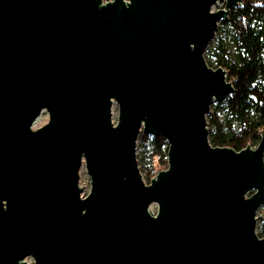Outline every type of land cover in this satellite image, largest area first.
Instances as JSON below:
<instances>
[{
    "label": "water",
    "instance_id": "95a60500",
    "mask_svg": "<svg viewBox=\"0 0 264 264\" xmlns=\"http://www.w3.org/2000/svg\"><path fill=\"white\" fill-rule=\"evenodd\" d=\"M241 1L0 0V264H264V125L236 150L207 122L235 88L204 53ZM142 132L168 143L149 183Z\"/></svg>",
    "mask_w": 264,
    "mask_h": 264
},
{
    "label": "trees",
    "instance_id": "16d2710c",
    "mask_svg": "<svg viewBox=\"0 0 264 264\" xmlns=\"http://www.w3.org/2000/svg\"><path fill=\"white\" fill-rule=\"evenodd\" d=\"M222 22L231 25L230 42L235 45L236 52L219 41L215 66L206 61L212 67H223L227 71V79L235 88L226 99L227 108L239 125L230 123L225 127L218 115L212 113L209 125L213 130L209 131V140L213 146L241 150L248 144L256 146L259 143L264 125V0H242ZM138 140L140 169L151 171L154 159L163 160L167 155L168 143L162 136L144 132ZM262 223L260 236H264V219Z\"/></svg>",
    "mask_w": 264,
    "mask_h": 264
},
{
    "label": "rangeland",
    "instance_id": "374dc122",
    "mask_svg": "<svg viewBox=\"0 0 264 264\" xmlns=\"http://www.w3.org/2000/svg\"><path fill=\"white\" fill-rule=\"evenodd\" d=\"M104 1H109V0H104ZM223 7H224V4L219 3V4H216L213 7V9L217 10V9H220ZM230 29H231L230 23H223L222 20L219 21L218 28L215 32V35H214L212 41L210 42V44L208 45V47L204 53L205 59L214 66H215V61H216L215 52L217 51L216 47H217V44L219 41H223V43H226L227 45H229V47L233 53L236 52L235 45L230 42ZM112 113H113V117H112L113 122L116 123L118 121V115H119V108H118L117 103L113 104ZM212 113H216L218 115L220 121L225 125V127L228 126V124H230V123L232 125H235V126L239 125V121L230 113L229 109L227 108L226 99L223 100L222 102L214 101L211 104L210 113H208V115H207V122H208L209 131L213 130V126L209 125L210 116ZM255 117L256 116H254V118ZM48 121H49V113L46 110H44L41 113V115L37 118V120L34 122L33 129H37V128L47 124ZM253 146H255V145H253ZM139 151H140V147H139V140H138V142H137V158L139 155ZM138 163H139V160H138ZM167 166H168V162H167L166 158H164L162 160V159H159L158 157H156L154 159V168L151 169V171H149L148 169H145V170L140 169L144 181L146 183H149L151 178H153L160 170L166 169ZM79 185L84 189V191L82 193L83 195H86L89 193V191L91 189L90 177L87 173L86 166L84 163L80 169ZM151 209H152V211H156V206L153 205L151 207ZM261 212H262V209L259 211L258 214H260ZM262 225H263L262 220H258V222H257V232L258 233L262 232ZM26 261L27 262H33L32 258H27Z\"/></svg>",
    "mask_w": 264,
    "mask_h": 264
},
{
    "label": "built area",
    "instance_id": "2783aa9c",
    "mask_svg": "<svg viewBox=\"0 0 264 264\" xmlns=\"http://www.w3.org/2000/svg\"><path fill=\"white\" fill-rule=\"evenodd\" d=\"M160 159V157H158ZM165 158L168 160V156L166 155Z\"/></svg>",
    "mask_w": 264,
    "mask_h": 264
}]
</instances>
